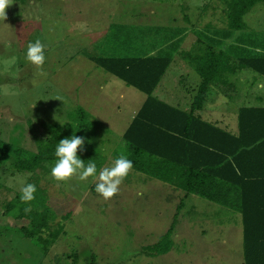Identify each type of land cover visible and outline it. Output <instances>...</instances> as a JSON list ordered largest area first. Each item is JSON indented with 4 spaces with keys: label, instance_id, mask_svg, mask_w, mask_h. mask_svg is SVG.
<instances>
[{
    "label": "rangeland",
    "instance_id": "rangeland-1",
    "mask_svg": "<svg viewBox=\"0 0 264 264\" xmlns=\"http://www.w3.org/2000/svg\"><path fill=\"white\" fill-rule=\"evenodd\" d=\"M262 8L264 1L249 16ZM6 11L7 19L0 21V140L37 150L39 140L51 137L50 127L66 125L81 105L98 122L107 156L103 167L112 165L122 130L137 111L130 97L142 92L92 57L143 56L151 50L176 57L178 48L190 54L198 49L196 35H185L174 44L171 40L193 26H199L198 38L215 43L217 50L256 51L254 47L264 42V25L253 30L247 24L227 32L221 0H13ZM37 38L46 46L42 69L25 59L28 44ZM188 62L179 68L188 70L193 66ZM242 73L264 78L251 68ZM169 75L154 95L164 99L162 92L169 86L189 99L194 86L171 82ZM220 88L223 97L218 103L223 107L224 97L235 94L228 90L233 89L229 83ZM98 105L104 109L97 110ZM226 108L222 112L230 110ZM53 166L36 174L17 171L11 161L0 167V264H245L238 211L195 194L186 197L182 189L134 169L117 195L105 200L91 177L57 182L51 176ZM17 177L37 181L55 213L42 236L25 234L29 218L3 213L7 202L20 194ZM169 232L172 245L158 254L154 245Z\"/></svg>",
    "mask_w": 264,
    "mask_h": 264
},
{
    "label": "trees",
    "instance_id": "trees-1",
    "mask_svg": "<svg viewBox=\"0 0 264 264\" xmlns=\"http://www.w3.org/2000/svg\"><path fill=\"white\" fill-rule=\"evenodd\" d=\"M221 1L228 28L240 31L247 25V13L264 0ZM203 41L198 38L196 45L200 47L201 55L199 49L188 54L202 78L189 110L170 105L154 95L171 63L170 55L157 51L143 56L92 57L97 65L147 95L111 157L115 159L123 151L132 160L134 170L182 189L186 197L195 194L241 213L244 263L264 264V107H240L236 133L224 130L196 113L212 86L228 84L226 75L251 68L264 76V52L217 50L213 45H203ZM71 122H77L79 127L75 130ZM97 123L87 109L78 105L66 125L50 127L51 137L39 140L37 150L0 140V167L11 161L17 171L36 174L37 170L55 163L57 143L75 134L84 139L78 156L85 163L94 160L99 169L104 166L107 156ZM29 183L37 187L31 211H24L29 205L22 203L18 194L7 202L3 213H12L17 219L29 218L31 225L24 228L25 234L42 236L55 213L37 181ZM180 204L184 205L183 202ZM56 235L53 233L52 237L55 239ZM169 236L170 232L154 245L158 254L169 250L172 245ZM40 238L45 244L51 243Z\"/></svg>",
    "mask_w": 264,
    "mask_h": 264
},
{
    "label": "crops",
    "instance_id": "crops-1",
    "mask_svg": "<svg viewBox=\"0 0 264 264\" xmlns=\"http://www.w3.org/2000/svg\"><path fill=\"white\" fill-rule=\"evenodd\" d=\"M254 8L251 11H253ZM258 11L259 12L255 13V15H256L255 17H250L249 16L250 12H248L247 15L245 16L246 24H248L249 27H251L253 30L256 29L255 27H257V24L258 25H264V8H262L261 10H258ZM198 27L199 26H197V28H196V26L192 27L194 29V32L192 31L193 29H191L189 27L185 28V30L182 31L181 33H179L178 36H175L177 38L174 37L171 40V44H174L177 41L185 40V39H182L183 36H185V35L188 36V35H190V33L192 35H196L197 40H198L197 33L195 32V30L199 31ZM227 32H230V30ZM187 36H185V38H187ZM259 43H260V46L256 47V50L263 52L264 51V42H262V43L259 42ZM197 44H198V41H197ZM205 44L213 45V47H215V43H211L210 40L209 41H203V45H205ZM182 47H183V45H182ZM194 48H197V47L194 46ZM183 49L187 50L186 47H183ZM198 49H199V47H198ZM154 51L155 50L149 51V54H152ZM158 51H160V50H158ZM191 51H193V50L191 49ZM179 52H181V51L178 48L176 57H179L180 59H183L184 61H177L175 56L174 57L171 56V53H167V52L164 53V54L170 55L172 60H171V63L169 65L166 73L163 75L161 81L170 72L169 76H170L171 82L172 81H183V82H187V83L191 84L192 86H194L193 90L190 94V97H189V99H187V97L183 93H182V96L178 93H175V91L172 88H170L169 86H166V88L162 92V95H165L164 99H163V96H157V97L164 100L165 102H167L170 105L179 107L183 110H189L192 107L193 101L197 95L198 88H199V85L201 83L202 78L200 75H198L199 73L196 71L194 66L188 65L189 69L186 71H184V69L179 68L180 66H183L182 62H184L186 64L187 63L190 64L188 62L189 55L185 54V53L182 54L183 52H181V55L179 56ZM184 52H185V50H184ZM149 54H146V55H149ZM175 65H176V68H175ZM246 69H248V68H243V69L239 70L238 72H236V74L230 75V77L227 79V83H231V87L233 88V89H228V90H233L235 95H232V93H231V94H228L227 96H225L224 98H225L226 102H225L223 107L221 105H219V103H218L219 99H220L219 97H223L221 94L223 91L221 89L222 87L220 88V85H214L209 89L208 94L206 95L202 106L196 110V113L199 114L204 120L212 122L215 125H217L218 127L223 128L224 130H227V131L232 132V133H236L238 131V112H239L240 107H242L244 105L264 107V80H263L264 78L258 77L255 75H252L251 77H249V74L246 76V75H244V73H242V71L244 72V70H246ZM194 71L200 77L196 78ZM95 73H96V75L99 74L97 72V70H95ZM112 75L115 76L114 74H112ZM161 81H160V83H161ZM114 83L116 85L119 84V82H117V81H115ZM159 84H158V86H159ZM158 86L156 87V89L158 88ZM105 87L106 86H103V88H105ZM113 89H115L114 86H113ZM156 89H155V91H156ZM121 96H124V94ZM240 96L242 97V101L239 102L238 99L240 98ZM130 98H131V101H129V102L135 106L137 105V107H138L137 111L134 112V114L132 116V118H133L137 114V112L140 110L142 105L144 104L145 100L147 99V95L144 92H142L141 95L132 94V97H130ZM138 101H140V103L136 104ZM224 107H227L226 110L229 108H230V110L227 112H222ZM96 108H97V110L104 109V107H102V105H98V106H96ZM217 111H218V113H217ZM132 118L128 121V124H126L124 126L122 133H124L125 130L127 129V127L130 125ZM174 187H176V186H174Z\"/></svg>",
    "mask_w": 264,
    "mask_h": 264
},
{
    "label": "clouds",
    "instance_id": "clouds-1",
    "mask_svg": "<svg viewBox=\"0 0 264 264\" xmlns=\"http://www.w3.org/2000/svg\"><path fill=\"white\" fill-rule=\"evenodd\" d=\"M13 3V0H0V21L7 19V9ZM46 46L40 38L30 42L27 46L25 59L27 62L42 69L46 61ZM40 75L45 73L41 71ZM76 130L79 125L77 122H71ZM84 139L77 135L71 138H65L59 141L55 147L54 155L56 157L54 166L51 168V176L57 182H66L77 177L80 181H86L91 177L95 184V191L105 200H109L119 191V186L128 177L133 169V162L122 151L117 158L112 161L110 167H101L98 169L97 163L90 160L85 163L79 156L78 150L82 148ZM16 183L20 185V200L29 205L24 211H31V202L36 199L37 187L35 184L26 183L22 178L17 177ZM9 187H13V182H9Z\"/></svg>",
    "mask_w": 264,
    "mask_h": 264
}]
</instances>
